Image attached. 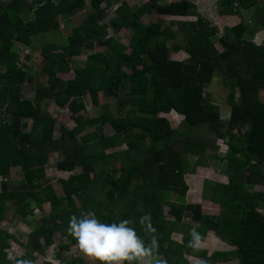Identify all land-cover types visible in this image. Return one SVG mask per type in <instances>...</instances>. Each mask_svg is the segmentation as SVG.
Returning a JSON list of instances; mask_svg holds the SVG:
<instances>
[{
  "label": "trees",
  "instance_id": "16d2710c",
  "mask_svg": "<svg viewBox=\"0 0 264 264\" xmlns=\"http://www.w3.org/2000/svg\"><path fill=\"white\" fill-rule=\"evenodd\" d=\"M89 2L86 18L71 28L66 45L59 50L51 44L40 49V69L46 81L37 85L29 99L22 88L35 75L20 62L22 52L34 48L39 33L58 31L65 16L83 8L85 0H0V201L14 207L15 219L27 217L33 204L50 206L47 217L39 220L40 230L28 232L24 242L16 240L24 247L22 255L9 257L7 232L0 225V264L33 262L35 253L53 245L56 233L67 243L58 245L53 262L42 264H85L80 257H65L62 249L76 245L66 231L69 217L89 212L105 223L128 219L151 249L153 262L188 264L184 253L194 252L204 256L201 260L207 264H264V102L259 96V91L264 92V40L260 44L252 41L255 32L264 31V0H218L220 15L239 18L227 23L221 33L189 0H150L138 7L121 2L107 23L100 3L110 7L113 0ZM241 10H252V23ZM26 11L31 16L25 17ZM145 14L195 19L178 22L183 42L168 45V39H175L171 23L163 25L161 19L143 23ZM108 28L113 33L131 29L128 52L108 35ZM94 43L107 46L108 51L88 53L84 65L73 69L71 79L57 75L68 72L72 56L82 48L91 49ZM15 44L20 46L14 49ZM178 51L187 57L170 59ZM217 71L228 89L226 121H221L220 109L206 91ZM99 93L106 100H116L115 114L101 103V112L83 117L80 112L86 109L87 97L98 106ZM46 99L78 114L72 129L59 125L54 136L57 122L40 107ZM170 111L183 116L185 135L170 138L174 131L170 122L159 116ZM26 120L31 121L29 131ZM203 127L208 137L202 149L218 152L216 139H222L229 150V155L227 150L223 155L228 181L213 183L209 197L218 206L216 214L203 212L199 203L185 198L184 176L208 164L195 142L197 129ZM51 152L60 156L55 168L70 173L60 179L62 196L55 194L45 177ZM188 154L196 158L189 161ZM209 158L219 157L214 153ZM12 167L19 168L21 178L11 183ZM254 184L263 190H252ZM165 203L172 221L164 214ZM145 213L151 215L155 231L138 222ZM167 223L172 229L177 225L195 229L200 238L177 242L169 237ZM209 231L231 248L209 256L203 249H194L192 243L203 241Z\"/></svg>",
  "mask_w": 264,
  "mask_h": 264
},
{
  "label": "rangeland",
  "instance_id": "374dc122",
  "mask_svg": "<svg viewBox=\"0 0 264 264\" xmlns=\"http://www.w3.org/2000/svg\"><path fill=\"white\" fill-rule=\"evenodd\" d=\"M28 1V0H27ZM150 0H113L110 7H107L106 3L101 2L100 7L104 8L106 13V18L103 20L104 23H107L113 16H114V9L121 3L125 2L130 7H138L142 3L148 2ZM161 2H173L178 0H160ZM193 2L197 7V13L203 17L205 20L208 21L209 25L218 27V30L222 31L223 27L228 24H233L235 21H238L239 18L237 16H223L219 13V7H218V0H189ZM90 10V2L89 0H85V6L78 10L77 12L73 14L66 15L63 23L61 24L58 31H51V32H42L39 33L34 41V48L31 50H27L22 52L21 54V60L20 62L23 63L26 67H29L31 71L34 72L35 78L27 82L23 85L22 93L25 98L33 99L36 87L40 83H45L46 81V75L41 74L40 69V49L44 45H54L56 50H59L62 46L66 45L67 37L71 33V28L78 26L83 19L86 18L88 11ZM31 11L24 12V16H31ZM241 14L244 17L245 20L248 22L250 21L252 23V10H241ZM161 19L163 21V25H168L171 31L174 33L175 39H168L167 43L168 45H171L174 41L177 43L183 42V35L182 30L180 26L177 24L178 22L183 21H192L195 18L194 17H174V16H163L158 17L155 14H145L141 17V21L143 23H147L148 21H155ZM102 21V22H103ZM249 22V23H250ZM174 23V24H172ZM108 35L114 36L116 38V41L121 43L122 45L126 46V51H129V48L127 47L129 37L132 34L131 29H121L117 33H113L111 28L107 29ZM264 40V31H257L254 33L252 37V41L256 44L262 43ZM215 46L221 50V46L216 40H213ZM19 44L14 45V49L19 47ZM106 52L108 51L107 46H102L99 44H95L91 49L82 48L81 52L79 54L73 55L70 62H69V71L65 73H58L57 75L61 77L62 79H71L73 77V69L76 67H82L84 65L86 56L88 53L91 52ZM28 55V58H25L24 56ZM187 57L186 53L183 51L174 52L170 55V59L181 61L184 60ZM126 69V68H125ZM128 72V69H126ZM221 74L217 71L215 73V76L213 77L212 83L207 88V92L210 94L211 100L214 104H216L220 109V118L221 121H226V119L229 116V106L225 103L227 99V93L228 89L224 87L220 81ZM205 88V89H206ZM237 96V94H235ZM259 96L261 100L264 102V92L259 91ZM99 105L94 106L90 103L89 98L87 97L86 102V109L83 112H80L83 117H92L97 112H101V103H105V107L110 111V113L115 114L116 110V100L113 97H110L108 100L103 98L102 94L99 93ZM129 105L127 104V107ZM41 109L47 113H49L57 122V125L55 126L56 130L54 133V136L57 137L58 131L57 127L59 125L65 126L67 129H72L75 126V117L78 116L77 113H70L66 108H60L58 107L52 100H44L41 105ZM159 116L165 117L168 119L171 125V129H173V133H171L170 138L173 139L176 135H185L184 132L186 130L183 128L182 119L183 117L175 112H167V113H160ZM26 126L25 130L29 131L31 126V121L26 120ZM92 128H88L87 130H91ZM86 130V131H87ZM108 130V129H107ZM181 130V131H180ZM184 131V132H182ZM181 132V133H180ZM237 135H241V131H233ZM197 136H199L198 139L195 140L196 145L200 149V151L204 152L206 155V161L208 162L207 166H197L195 170L192 173L186 174L184 177L188 190L185 195L186 201L190 203H199L201 205V209L205 213L210 214H216L218 212V206L217 204H214L210 201L209 197L211 195L212 190V184L215 182H221L226 183L227 175L225 174V171H223L224 164H225V156H223L226 153L229 155V150L226 145L225 140L216 139V143L218 146V152L211 149L210 147L206 148L205 150L202 149L205 144V139L208 137V133L206 129L198 128L196 131ZM81 134L77 135V138ZM213 134H209V137H212ZM204 141V142H203ZM217 153L219 158H216L215 160H211L209 158V155ZM187 159L189 161H193V159L196 158V156L193 155H186ZM60 156L56 152H51L48 155V162L45 166V177L47 178L49 184L52 186L55 194L57 196H62V186L60 179H65L70 173L69 172H63L59 171L55 168V162L57 159H59ZM209 159V160H207ZM223 159V160H221ZM78 170V169H77ZM75 170V171H77ZM21 178V173L19 168L12 167L10 169L9 174V181L12 183L14 181H19ZM252 190L261 191L263 190V186L260 184H254L250 186ZM75 200V203L79 205V202ZM168 203H165L163 206V211L165 216L167 217V221H172L173 218L170 217L167 214V211L169 209ZM50 206L48 203H43L38 206V204H33L32 212L25 218H14L13 217V209L14 207L10 205L8 201L1 200L0 201V225L3 229L7 232V239L10 244L9 251L11 252L10 258H13V255H22L23 253H26L24 250V247L20 242L25 241V237L27 236V233L30 231H39V220L41 217L45 216L47 217L48 210ZM259 211H263V206L258 207ZM176 225V224H175ZM167 226L169 228V237L173 240H176L177 242H182L183 239L187 240V238L192 237L190 234V230H188L186 225L183 227L180 225L175 226V228L172 229L173 225L171 223H167ZM190 229L195 228V226L189 224ZM193 226V227H191ZM186 233V236L184 235ZM16 240H20V242H16ZM184 240V241H185ZM53 245L49 246L44 250L43 253H35L36 258L33 260L32 264H42L44 260H48L53 262L52 254L54 251L57 250L58 245L67 243L64 236H60L59 233H56L53 237ZM192 246L194 249H203L206 250V255L208 256L213 251H221V250H227L231 247L227 244H225L223 241L218 239L213 233H208L207 237L203 241L194 242L192 243ZM191 246V249H192ZM188 249H190V245H186ZM65 257H80L85 261V264H97L96 260L82 254L76 245H71L67 250L62 249ZM196 253L194 252H185L184 257L187 259L188 264H199L200 260L204 256H196L194 255ZM231 264H237L235 262H232Z\"/></svg>",
  "mask_w": 264,
  "mask_h": 264
},
{
  "label": "clouds",
  "instance_id": "9594fccd",
  "mask_svg": "<svg viewBox=\"0 0 264 264\" xmlns=\"http://www.w3.org/2000/svg\"><path fill=\"white\" fill-rule=\"evenodd\" d=\"M138 222L146 229L155 231L150 214L145 213ZM66 231L74 238L78 250L99 264H132L133 261L144 264L146 259L148 264H167L163 259L151 261V249L146 246L136 229L130 226L128 219L105 223L98 220L92 212L80 216L72 215ZM190 234L193 241L199 240V233L195 229H191ZM10 254L11 252L8 253L9 256ZM16 264L32 262L24 259L17 260ZM199 264H207V261L200 260Z\"/></svg>",
  "mask_w": 264,
  "mask_h": 264
},
{
  "label": "crops",
  "instance_id": "0c3cea01",
  "mask_svg": "<svg viewBox=\"0 0 264 264\" xmlns=\"http://www.w3.org/2000/svg\"><path fill=\"white\" fill-rule=\"evenodd\" d=\"M172 112H173V111H172ZM193 226H194V225H193ZM193 226H191V227H193ZM210 232H211V231H209L208 233H210ZM208 233H207V234H208ZM211 233H213V232H211ZM207 234H206V237H207ZM205 252H206V250H205ZM194 255L199 256L198 254H194ZM209 255H210V254H209ZM209 255H208V256H209ZM206 256H207V255H206Z\"/></svg>",
  "mask_w": 264,
  "mask_h": 264
}]
</instances>
